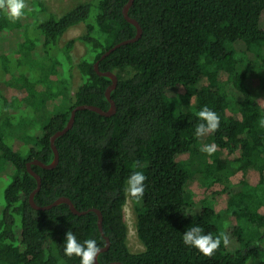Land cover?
<instances>
[{
  "label": "trees",
  "instance_id": "16d2710c",
  "mask_svg": "<svg viewBox=\"0 0 264 264\" xmlns=\"http://www.w3.org/2000/svg\"><path fill=\"white\" fill-rule=\"evenodd\" d=\"M128 1L90 0L59 18L44 0H25L16 22L0 10V58L17 56L35 69L18 76L20 90L34 106L57 98L66 104L33 134L17 137L30 142L26 155L5 138L17 125L9 120L6 135L0 131V188L8 181L0 190V264H80L79 257L64 255L69 230L81 243L95 239L100 248L108 236L111 246L99 255L102 263L264 264V0H135L129 14L142 26V37L102 59L137 34L123 12ZM81 23L87 31L59 48L61 37ZM77 42L87 53L75 63ZM98 61L101 71L119 78L111 93L117 112L78 111L74 126L56 140L58 165L32 168L42 178L38 205L65 196L80 211L99 209L105 234L95 211L77 215L66 203L33 208L30 196L37 179L27 167L36 159L53 161L51 138L67 125L76 106L110 108L106 91L112 81L97 73ZM244 63L259 64L256 77L243 70ZM36 65L49 71L44 75ZM74 67L82 82L67 99ZM0 95L1 114L5 97ZM11 99L4 103L7 111L15 100L21 102L19 110L25 103ZM204 106L219 115L220 127L197 138V113ZM207 139L216 152L192 162ZM134 171L147 177L139 202L125 193ZM241 171L245 176L222 191L228 222L208 199L187 198L190 183L202 179L211 187ZM129 200L144 247L140 251L129 245ZM196 226L213 237L227 235L229 245L221 242L211 257L185 246L184 232ZM235 243L239 247L232 249Z\"/></svg>",
  "mask_w": 264,
  "mask_h": 264
},
{
  "label": "rangeland",
  "instance_id": "374dc122",
  "mask_svg": "<svg viewBox=\"0 0 264 264\" xmlns=\"http://www.w3.org/2000/svg\"><path fill=\"white\" fill-rule=\"evenodd\" d=\"M90 0H44L46 6L48 7V10L54 12L57 17H61L62 15L68 13L71 11L75 6H77L80 3L88 2ZM87 31V27L85 23H81L76 27L71 28L68 30L60 40V47L62 48L65 46L66 42L72 38H76L80 36L82 33ZM87 53V47L81 43L77 42L75 48L72 51V55L74 58V62L77 63L80 61V59L85 56ZM45 62V61H44ZM47 62H45L46 64ZM258 63H254L253 65L249 64H242L243 70L247 71L251 76L256 77L257 71L256 68L258 67ZM37 70H42L41 72H44V75L49 71L47 68H41L40 66H35ZM28 70L35 71L33 65L28 64L26 62H19L17 60V56H9L7 60H4L0 58V93L2 96L5 97V100H1V105L3 109L2 113L0 114V131L1 133L6 135L8 125L7 122L9 121L11 124H13L16 127H13V136H7L6 135V141H8L11 144L15 145V148L18 149L20 152L26 155V153L29 150V141L21 140V138H17L18 136L27 135V134H33L35 132V128H40L43 126L46 121H48L52 116H54L55 113H58L59 110L64 108L66 104H63V101L61 98H57L54 100H51L49 104L46 106H41L39 104H36L35 106L30 104L32 102V99L28 97L27 92H24L21 88L20 84L21 81H18V76L20 74L26 73ZM41 73V75H42ZM67 77L69 76L68 73H66ZM69 82V90H65V97L67 99H72L74 97V94L76 90L78 89L79 85L82 82V76L80 74V71L78 67H74L72 70V77L70 78ZM20 90V91H18ZM45 90V89H44ZM182 94H184V90H179ZM27 94V95H26ZM1 96V95H0ZM23 98L25 102L22 108H18V105L21 103L19 100H15V103H13L12 107H9L7 111V106L5 101L12 100L11 98ZM236 105L235 103H233ZM31 106V108H30ZM185 109H188V106L185 105ZM32 112V115L31 113ZM13 117V118H12ZM12 118V120H11ZM3 119V120H2ZM21 121V122H20ZM20 122V123H19ZM9 123V124H10ZM17 128V129H16ZM27 132V133H24ZM15 135V136H14ZM21 140V141H20ZM204 144H211V140L207 139V141ZM201 157H208L206 153L199 152L196 157L192 159V162L199 161ZM246 172L241 171L235 175L230 176L229 178H226L220 183H217L211 187L205 186L201 180H196L192 183H190L188 189H187V198L189 200H195L199 201L201 199H208L214 209L221 215V218L228 222V219L230 218V212L227 209V199L224 196V193L222 192L224 188L229 186L230 184L238 183L244 176ZM8 184V181L4 180L2 181V186L0 190L2 191L5 187V185ZM126 215H127V221L129 224V245L133 251H140L144 247L142 243L139 241L136 231V216L134 212V205L131 200H129L127 206H126ZM229 227L228 224H226V229ZM224 232V231H223ZM239 244L235 243L232 246L233 248H238ZM249 264H256L255 262H249Z\"/></svg>",
  "mask_w": 264,
  "mask_h": 264
},
{
  "label": "clouds",
  "instance_id": "9594fccd",
  "mask_svg": "<svg viewBox=\"0 0 264 264\" xmlns=\"http://www.w3.org/2000/svg\"><path fill=\"white\" fill-rule=\"evenodd\" d=\"M26 8L25 0H0V10H3L9 20L16 22L21 19ZM198 120L195 127V136L202 138L213 134L219 130V115L207 106H204L197 113ZM264 125V121H262ZM217 150L215 144H204L200 151L207 155H213ZM147 177L141 171H134L127 180L125 193L127 197L139 202L145 193V181ZM183 244L194 248L206 257H211L221 246V242L226 247L229 245V237L223 233L213 237L211 233L205 234L201 227H190L184 232L182 237ZM64 255L71 258L73 256L80 258V264H95L97 256L101 253L95 239H87L82 243L78 241L72 231H68L64 241Z\"/></svg>",
  "mask_w": 264,
  "mask_h": 264
},
{
  "label": "water",
  "instance_id": "95a60500",
  "mask_svg": "<svg viewBox=\"0 0 264 264\" xmlns=\"http://www.w3.org/2000/svg\"><path fill=\"white\" fill-rule=\"evenodd\" d=\"M134 1L135 0H129L127 2V4L125 5L124 9H123V12H124L125 18L130 23H132V24H134L136 26V28H137L136 36L131 38V39L124 40V41L116 44L114 47L109 49L102 56V59L107 57L109 54H111L113 51H115L117 48L121 47L122 45H126L128 43L135 42V41L139 40L142 37V34H143L142 26L140 25V23L136 19L132 18L130 16V14H129L130 8L134 4ZM95 70L97 71V73L99 75L104 76V77H108L112 81V84L108 87V89L106 91L107 99L110 102V108L108 110H104L103 108H101L99 106L91 105V104H82V105L76 106L72 110L71 117H70L67 125L62 130L57 131L51 138V145H52V148H53L54 154H55L53 161L50 164H46L43 161L36 159V160L31 161V162H28L27 163V167H28L29 173L31 175H33L37 179V188L31 193V196H30V203H31L33 208H35L37 210H46V209H51L52 207L57 206L59 204L66 203V204L69 205L71 211L74 214H77V215H85V214H87L90 211H95L98 214V216H99V227H100V230H101V232L103 234H105L104 230H103V214H102V212L99 209H89V210L80 211V210H78L76 208V206L74 205L73 201L69 197H65V196L58 198L52 204L45 205V206L38 205L36 203V201H35V195L37 194V192L40 191V189L42 187V178L32 168V165H38V166H41L44 169H53V168H55L58 165L59 160H60V154H59V150H58V148L56 146V140L60 136L66 134L74 126L75 119H76V114H77L78 111H81V110H92V111H95V112H97V113H99L101 115H104V116H112V115H114L117 112L116 102L111 96L112 91L114 89H116V87L118 86V83H119V78H118L117 74L115 72H111V71H101L100 70V66H99V61L95 63ZM105 237H106V240H107V244H106L105 247L101 248V253L107 251L110 248V246H111L110 238L108 236H105ZM99 255L96 258L95 264H122L121 262L102 263L99 260Z\"/></svg>",
  "mask_w": 264,
  "mask_h": 264
}]
</instances>
